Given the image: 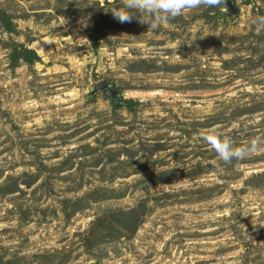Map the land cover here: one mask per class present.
Wrapping results in <instances>:
<instances>
[{"label": "rangeland", "instance_id": "rangeland-1", "mask_svg": "<svg viewBox=\"0 0 264 264\" xmlns=\"http://www.w3.org/2000/svg\"><path fill=\"white\" fill-rule=\"evenodd\" d=\"M106 1L0 0L20 31L0 22V257L264 264V185L254 179L264 174V30L253 23L264 0L186 8L155 31L133 19L95 49V3ZM13 41L41 60L13 66ZM141 60L154 68L139 71ZM103 81L141 105L115 110L94 92ZM207 130L235 147L259 138L261 150L224 163ZM142 201L136 232L103 242L89 233L108 210Z\"/></svg>", "mask_w": 264, "mask_h": 264}, {"label": "trees", "instance_id": "trees-1", "mask_svg": "<svg viewBox=\"0 0 264 264\" xmlns=\"http://www.w3.org/2000/svg\"><path fill=\"white\" fill-rule=\"evenodd\" d=\"M95 4L98 6V9H96L94 14V25L90 32V41L93 48L97 49L102 41H108L112 32L128 29L133 23H120L118 20L113 18L110 11L114 8H119L122 6L120 5L119 0H114L112 2L106 1L102 6L99 2H96ZM217 13L221 17L226 16L225 13ZM0 22L6 32L11 34H19L20 31L18 30L17 25L13 21L12 17L2 9H0ZM7 47L10 49L9 57L13 66L18 65L20 61L29 65H33L41 60L40 55L35 49L29 48L23 43L13 41L12 43H9ZM138 64L146 65L138 69L139 71H150L154 68L152 67L153 64H149L146 60H141L137 62V65ZM112 104L115 110L124 108L133 110L136 106L141 105V103L137 100L124 98H119V100L113 98ZM240 114H242L241 111L238 113V115ZM243 144L245 143H238L236 146L239 147ZM231 162L232 164H236L237 160H233ZM163 174H167V172H164ZM154 178H151V181L155 180ZM255 178H259L255 184L256 186L264 185V174L256 175L254 179ZM6 192L11 193L13 191L8 189ZM90 197L91 195L88 196V198ZM106 198L111 197H105L103 199ZM146 211L147 204L144 201L129 209L108 210L103 216L97 219L95 225L89 233H91V235H96L97 237L95 238L100 242H103L107 238H113L114 236L116 237L117 235L115 232H119L120 234L134 233L138 230L141 223L143 222V217L145 214H147ZM0 264L16 263L15 260H6L5 257L2 256L0 257Z\"/></svg>", "mask_w": 264, "mask_h": 264}, {"label": "clouds", "instance_id": "clouds-1", "mask_svg": "<svg viewBox=\"0 0 264 264\" xmlns=\"http://www.w3.org/2000/svg\"><path fill=\"white\" fill-rule=\"evenodd\" d=\"M221 2L222 0H122V6L110 12L120 23H130L135 19L140 25H147L148 31H155L170 19L181 15L186 8H196L201 5L215 8ZM253 23L260 30H264V17H256ZM200 135L224 163L247 158L261 150L259 138L235 147L230 140L223 138L215 130H207Z\"/></svg>", "mask_w": 264, "mask_h": 264}, {"label": "water", "instance_id": "water-1", "mask_svg": "<svg viewBox=\"0 0 264 264\" xmlns=\"http://www.w3.org/2000/svg\"><path fill=\"white\" fill-rule=\"evenodd\" d=\"M227 14L233 13L235 14L237 12V9L232 5L231 1H228L226 4ZM116 86L115 83L110 81H103L98 83L95 86L94 92L98 90H104V93L106 95H111L112 98H115L116 100H119V92L114 90L113 88Z\"/></svg>", "mask_w": 264, "mask_h": 264}]
</instances>
